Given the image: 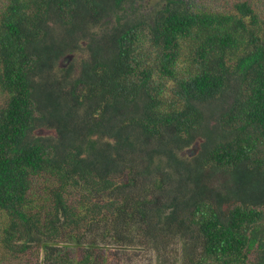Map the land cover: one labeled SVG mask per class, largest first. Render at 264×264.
<instances>
[{
  "label": "trees",
  "instance_id": "obj_1",
  "mask_svg": "<svg viewBox=\"0 0 264 264\" xmlns=\"http://www.w3.org/2000/svg\"><path fill=\"white\" fill-rule=\"evenodd\" d=\"M142 1L0 0V264H109L133 227L264 264V17Z\"/></svg>",
  "mask_w": 264,
  "mask_h": 264
},
{
  "label": "rangeland",
  "instance_id": "obj_2",
  "mask_svg": "<svg viewBox=\"0 0 264 264\" xmlns=\"http://www.w3.org/2000/svg\"><path fill=\"white\" fill-rule=\"evenodd\" d=\"M163 0H143L141 2V13L150 17L152 12L155 9H158L162 4ZM205 3V9L211 11H222L228 8H231L233 4L239 0H203ZM254 4V7L257 9L259 14L264 17V0H249ZM130 10H133L130 4L127 5ZM132 8V9H131ZM134 13V12H133ZM72 55V58L74 60ZM66 58L61 60L60 65H64ZM70 86L66 88L69 90ZM5 102V96L0 95V105H3ZM212 120H215L217 116L210 115ZM44 127V128H43ZM35 136H56V131L53 127L42 126L35 131ZM199 145V142L197 143ZM190 147L189 150H185L184 153L186 156H189V153H193L195 149ZM196 148V147H195ZM134 174L133 176H138L136 183L129 185L124 189L125 194H132L142 197H146L148 194H154L159 196L163 191L157 187L153 186L152 180L145 176L143 172V165L138 166L134 163ZM145 199V198H144ZM114 225V224H113ZM103 227V226H102ZM96 228V227H95ZM102 229V230H101ZM100 231H103L104 228H101ZM106 229L115 234L114 227L109 225ZM95 231V229H94ZM100 231L94 232V234L102 235ZM105 231V230H104ZM121 231V230H120ZM122 237L125 239L118 240L119 243L112 239H107L111 242H104V246H108L110 249L109 264H191V261L194 259L192 251L188 252V255H185L183 244L181 240L170 238V236H163L164 238H159L156 235H152L146 238L143 237V231L141 228L133 227L131 231H121ZM93 233H90L89 236L93 237ZM151 238V239H149ZM109 243V244H108ZM196 245V243H195ZM194 244L192 246L197 248Z\"/></svg>",
  "mask_w": 264,
  "mask_h": 264
}]
</instances>
